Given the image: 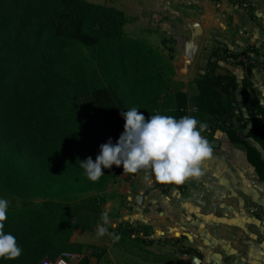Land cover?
I'll use <instances>...</instances> for the list:
<instances>
[{"label":"trees","instance_id":"obj_1","mask_svg":"<svg viewBox=\"0 0 264 264\" xmlns=\"http://www.w3.org/2000/svg\"><path fill=\"white\" fill-rule=\"evenodd\" d=\"M126 22L123 11L88 0H0V198L19 201L9 206L5 231L23 250L0 264H40L49 254L73 251L67 249L77 210L72 202L103 191L123 171L113 165L92 182L80 161H95L109 138L115 144L124 130L122 113L132 107L146 120L195 112L243 145L264 182V108L251 82L243 80L239 105L236 75L216 72L211 59L189 97L173 80L169 61L144 39L128 36ZM260 50L224 49L248 73L264 58V45ZM91 256L76 264H95Z\"/></svg>","mask_w":264,"mask_h":264},{"label":"crops","instance_id":"obj_2","mask_svg":"<svg viewBox=\"0 0 264 264\" xmlns=\"http://www.w3.org/2000/svg\"><path fill=\"white\" fill-rule=\"evenodd\" d=\"M239 2L105 0L95 3L123 11L127 17L124 30L131 26L139 28L140 38L169 61L174 69L173 80L183 83L182 91L189 97L197 94L195 79L213 59L218 65L216 72L236 75L239 105L243 104L242 82L247 78L264 108L260 103L264 101V67L255 65L248 73L224 51L236 52L229 46L243 49L253 46L261 52L264 45V0ZM191 18L199 21L202 36L193 63L183 76L178 73L182 58L177 45L190 31L178 32L177 28L180 19ZM213 50H217V56ZM196 115L193 111L188 114ZM204 123L211 131L206 129L202 135L213 148L212 158L202 165L204 177L167 186L158 185L154 179L146 181L143 172L123 174L122 171L103 191L80 196L82 202L76 205L67 249H73L72 253L80 258L91 254L95 264H192L193 257L199 260L197 264H264V182L248 162L243 145L230 142L223 130H212L207 121ZM250 128L251 123L246 122L241 129L245 137ZM260 151L264 159V151ZM251 207L262 212L254 213ZM103 213L109 216L106 227L110 233L119 235L118 241L108 235L96 236ZM98 251L102 252L99 258L94 256ZM55 256L49 254L45 258Z\"/></svg>","mask_w":264,"mask_h":264},{"label":"clouds","instance_id":"obj_3","mask_svg":"<svg viewBox=\"0 0 264 264\" xmlns=\"http://www.w3.org/2000/svg\"><path fill=\"white\" fill-rule=\"evenodd\" d=\"M138 109L132 107L122 113L124 130L115 144L109 138L100 145L95 161L91 157L80 161L87 179L98 182L105 175L102 169L113 165L122 166L123 174L143 172L146 181L154 179L165 185H183L204 177L202 165L213 156L212 146L202 135L208 125L194 116L176 118L159 113L146 120ZM8 210L9 201L0 198V260H14L23 251L16 237L5 231ZM108 224L109 216L103 213L96 236L108 235L118 241L119 235L110 233Z\"/></svg>","mask_w":264,"mask_h":264},{"label":"water","instance_id":"obj_4","mask_svg":"<svg viewBox=\"0 0 264 264\" xmlns=\"http://www.w3.org/2000/svg\"><path fill=\"white\" fill-rule=\"evenodd\" d=\"M189 30L190 34L188 37L182 39L180 44L177 45V48L180 51L182 58V66L178 69L179 75H186L188 73V69L193 63L195 54L198 49V45L200 42V38L202 36V28L200 23L196 19H180V24H178V32H183L184 30ZM229 49L234 50L236 52H242L244 49L242 47H230ZM192 264H197L198 259L193 257L190 258Z\"/></svg>","mask_w":264,"mask_h":264},{"label":"built area","instance_id":"obj_5","mask_svg":"<svg viewBox=\"0 0 264 264\" xmlns=\"http://www.w3.org/2000/svg\"><path fill=\"white\" fill-rule=\"evenodd\" d=\"M255 59L256 57L253 56ZM258 60V61H256ZM255 63L256 65H261L264 67V58L262 57V59H256ZM251 63H254L253 60L251 61ZM235 115H239V112L236 110L235 111ZM241 124H244V121L240 122ZM211 129L209 127H207V132H210ZM251 210L254 213L260 214V211L257 207H251ZM80 256L78 254L72 253V252H68V251H63L61 252L58 256H55L53 258H45L43 259L40 264H76L77 261L79 260Z\"/></svg>","mask_w":264,"mask_h":264},{"label":"rangeland","instance_id":"obj_6","mask_svg":"<svg viewBox=\"0 0 264 264\" xmlns=\"http://www.w3.org/2000/svg\"><path fill=\"white\" fill-rule=\"evenodd\" d=\"M88 1H91V2H104L105 0H88ZM232 2L234 4L240 3L239 0H232ZM132 28H134V26H131L127 30H125V32L127 33V35H129L131 37H134V38H140L141 37V32L138 30L139 28H137V29L134 28L135 30H133ZM156 37L159 38L158 35H156ZM81 197H82V195H81ZM81 197L80 198H77L75 201H73L72 204L75 205V206L76 205L79 206L80 203L82 202ZM7 200L9 201V206H18L19 205V201H17V200H13V199H10V198H8ZM36 201H40V200L38 199ZM64 251H70V252H72L71 250H64Z\"/></svg>","mask_w":264,"mask_h":264}]
</instances>
